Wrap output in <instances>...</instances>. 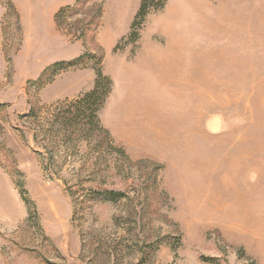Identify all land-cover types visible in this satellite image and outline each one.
<instances>
[{
	"label": "rangeland",
	"instance_id": "rangeland-1",
	"mask_svg": "<svg viewBox=\"0 0 264 264\" xmlns=\"http://www.w3.org/2000/svg\"><path fill=\"white\" fill-rule=\"evenodd\" d=\"M159 1L0 0V264H264V0Z\"/></svg>",
	"mask_w": 264,
	"mask_h": 264
},
{
	"label": "trees",
	"instance_id": "trees-1",
	"mask_svg": "<svg viewBox=\"0 0 264 264\" xmlns=\"http://www.w3.org/2000/svg\"><path fill=\"white\" fill-rule=\"evenodd\" d=\"M81 0H77L75 5L80 4ZM153 0H142L140 8L138 13L136 14L135 21L139 20L142 21L146 18L149 11L154 8L155 6L151 3ZM166 0H160L159 6L163 7L164 2ZM67 6L64 10L69 9ZM156 6L155 8H157ZM64 10H60L56 15V21H58V18L60 14ZM77 60H71V61H60L50 65L44 72L43 76H45L47 73L54 74L56 71L62 70L64 68H69L73 66ZM111 81L107 76H105L102 72V70H98L97 72V78H96V84L93 90L83 95V97L78 101V108L75 113V120H77V123L83 124V121H90L93 124H99V112L102 109L103 105L105 104L110 92H111ZM117 195V194H115ZM253 264V263H252Z\"/></svg>",
	"mask_w": 264,
	"mask_h": 264
},
{
	"label": "crops",
	"instance_id": "crops-1",
	"mask_svg": "<svg viewBox=\"0 0 264 264\" xmlns=\"http://www.w3.org/2000/svg\"><path fill=\"white\" fill-rule=\"evenodd\" d=\"M61 2V1H60ZM77 2V0H64V3H62V5H74Z\"/></svg>",
	"mask_w": 264,
	"mask_h": 264
}]
</instances>
